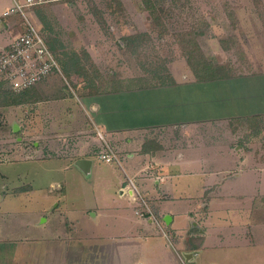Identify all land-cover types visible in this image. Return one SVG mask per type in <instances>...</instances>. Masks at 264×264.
Returning a JSON list of instances; mask_svg holds the SVG:
<instances>
[{
    "label": "crops",
    "instance_id": "crops-1",
    "mask_svg": "<svg viewBox=\"0 0 264 264\" xmlns=\"http://www.w3.org/2000/svg\"><path fill=\"white\" fill-rule=\"evenodd\" d=\"M81 106L87 115L39 107L37 120L58 121V142L34 144L37 159L0 164L38 167L0 176V264H264V158L237 138V123L264 117V74ZM98 134L121 165L98 160ZM133 179L160 226L122 192Z\"/></svg>",
    "mask_w": 264,
    "mask_h": 264
},
{
    "label": "rangeland",
    "instance_id": "rangeland-1",
    "mask_svg": "<svg viewBox=\"0 0 264 264\" xmlns=\"http://www.w3.org/2000/svg\"><path fill=\"white\" fill-rule=\"evenodd\" d=\"M7 1L0 0V52L29 21L58 56L63 77L21 95L0 85V164L37 159L34 144L58 142L51 134L58 121L37 120L45 113L39 107L49 117L87 115L81 104L89 97L198 83L196 73L233 80L264 74V0H33L24 16L11 18L1 15ZM237 131L246 152L264 158V117L237 123ZM29 169L38 171L0 167V176Z\"/></svg>",
    "mask_w": 264,
    "mask_h": 264
},
{
    "label": "built area",
    "instance_id": "built-area-1",
    "mask_svg": "<svg viewBox=\"0 0 264 264\" xmlns=\"http://www.w3.org/2000/svg\"><path fill=\"white\" fill-rule=\"evenodd\" d=\"M33 4H35L33 0H28L24 4L16 3L5 17L23 15L24 10L34 6ZM58 76L63 77L57 55L51 50L42 33L29 21L25 31L0 52V82L14 94L27 93ZM98 138L103 144L98 160L110 165H121V157L112 149L105 137L98 134ZM125 191L132 194L138 205L136 215L160 226L153 215L150 200L144 196L134 179L127 181L122 192Z\"/></svg>",
    "mask_w": 264,
    "mask_h": 264
},
{
    "label": "trees",
    "instance_id": "trees-1",
    "mask_svg": "<svg viewBox=\"0 0 264 264\" xmlns=\"http://www.w3.org/2000/svg\"><path fill=\"white\" fill-rule=\"evenodd\" d=\"M134 38H132V39H130V40H133ZM50 46V45H49ZM51 48V47H50ZM52 50V49H51ZM53 51V50H52ZM54 52V51H53ZM55 53V52H54ZM56 54V53H55ZM58 57V56H57ZM207 69L208 70H210V71H216V70H218V71H222L221 70V68H211V66L210 65H208L207 66ZM206 75H207V73H206ZM205 75V76H206ZM232 77L230 76V77H222V76H219V75H217V76H212V77H199V75L196 73V80H197V82L198 83H207V82H215V81H223V80H229V79H231ZM0 85H4V84H0ZM176 85V83L175 82H173V83H171L170 85H162L160 88H163V87H173V86H175ZM24 94V93H23ZM21 95V94H20ZM20 105V103L18 102V101H16V102H14L13 103V105Z\"/></svg>",
    "mask_w": 264,
    "mask_h": 264
},
{
    "label": "water",
    "instance_id": "water-1",
    "mask_svg": "<svg viewBox=\"0 0 264 264\" xmlns=\"http://www.w3.org/2000/svg\"><path fill=\"white\" fill-rule=\"evenodd\" d=\"M81 165L82 166H85V165H87V163L86 162H82Z\"/></svg>",
    "mask_w": 264,
    "mask_h": 264
}]
</instances>
